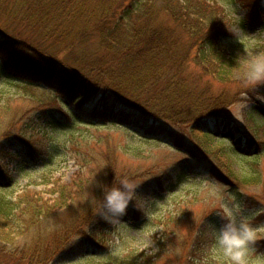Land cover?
I'll return each mask as SVG.
<instances>
[{"label":"trees","instance_id":"obj_1","mask_svg":"<svg viewBox=\"0 0 264 264\" xmlns=\"http://www.w3.org/2000/svg\"><path fill=\"white\" fill-rule=\"evenodd\" d=\"M259 2L264 7V0H245L244 5L251 8ZM5 14L24 22L20 26L27 30L9 21L3 27L6 22L0 19L2 70L12 78L19 73L25 75L28 77L25 83L45 86L54 95L56 104L41 102L36 115L40 131L22 141L14 131L23 129V121L20 126L11 122L1 138L12 137L19 144L15 152H5L4 157L17 175L30 161L41 163V170L45 171L69 156L77 167L70 183L48 181L41 176L40 182H27L14 198L4 193L1 185L3 181L15 179L9 176V171L0 170V225L7 232L13 231L15 224L14 231L24 235L49 217L51 211L68 208L77 209L73 213L77 224L112 223L111 217L106 220L96 214L87 199L89 193L102 199L101 185H110L116 176L134 180L144 176L143 172L121 167V157L128 153L126 146L114 142L103 145L99 138L74 139L70 132L73 126L96 127L97 123L90 121L97 118L114 121L107 124L127 131L135 127L156 136L170 134L176 140L175 147L189 148L194 154L192 144L175 132L170 133V127L190 126V131L200 133L204 139L212 137L204 129L205 120L218 118L236 101L238 94L236 91L235 96L231 94L224 101L221 97L209 100L206 88L201 86L204 77L209 81L206 84H213L215 80L220 87L246 84L237 78V73L245 70L246 61L234 51L225 58L226 53L219 47L223 37H233L234 24L216 0H0V15ZM259 15L255 14L264 24V17ZM31 32L47 42L51 40L50 44L45 48V42L28 38ZM92 37L93 43L89 44ZM226 89L221 90L231 92ZM71 108H76V113ZM61 110L64 112L61 115H67L70 120V130L69 125L62 123L63 118L57 117V111ZM7 111L6 107H0V116ZM59 128L65 136L59 137ZM34 130L33 124L24 127L25 133ZM39 133L41 136L37 138ZM255 140V143L250 140L251 147L253 144L264 147L263 141ZM197 151L203 155L200 148ZM259 152V156H264V149ZM177 177L178 181L182 180L183 172L178 171ZM213 177L231 185L234 173L228 170L223 176L213 170ZM250 182L253 181L244 180L245 184ZM171 188L168 185L164 189ZM167 222L175 226L179 219L169 215ZM121 226L129 227L128 224ZM95 229L104 231L102 226L96 225ZM54 236L55 250H58L64 238L58 232ZM84 239L93 243L86 235ZM83 244L80 245L83 247ZM95 244L108 251L103 244ZM64 248L57 253H43L33 246L24 255L28 261L43 264ZM136 256L132 252L124 256L109 255L100 264H139ZM189 257L191 261L190 252L186 261Z\"/></svg>","mask_w":264,"mask_h":264},{"label":"rangeland","instance_id":"obj_2","mask_svg":"<svg viewBox=\"0 0 264 264\" xmlns=\"http://www.w3.org/2000/svg\"><path fill=\"white\" fill-rule=\"evenodd\" d=\"M216 1L234 24L233 37H223L219 43L221 52L226 53L225 58H229L231 51L245 61L252 54L264 53V24L255 16L260 14V17H264L262 3L252 4L251 8L244 5L243 18L239 19L237 0ZM0 19L6 22L2 24L3 27L9 21L11 25L27 30L20 26L24 22L15 20L8 14L0 15ZM28 38L45 42V48L51 42L32 32L28 34ZM93 40L92 37L89 44ZM213 60L216 61V55H213ZM2 69L0 64V107H6L8 111L0 116V170L2 173L9 171V176L15 179L13 182L8 179L7 182L3 181L1 186L5 189L4 193L14 198L27 182H40L41 176L48 181L70 183L77 167L69 156L45 171L41 170V163L33 161L26 163L19 175L12 171L13 165H10L4 153L15 152L19 142L12 137L5 139L1 136L11 122H17V126H20L21 121L23 129L14 131L21 141L31 134H37L40 129L36 125V115L40 111L38 109L41 102L45 100L54 105L56 100L45 86L36 87L29 82L25 83L28 77L21 73L12 78ZM214 81L213 84H206L209 81L204 77L201 84L206 88L209 100L221 97L224 101L231 94L235 96L236 91L238 94L236 101L228 105L218 118L205 120L204 129L213 137L204 139L200 133L190 131V126L175 128L170 125L169 132H175L180 139L188 140L196 152L194 154L189 148H179L189 155L180 153L175 147L176 140L170 134L171 137L167 134L156 136L135 127L129 128L130 132L107 124L114 121L106 122L97 118L90 121L96 122V127H84L82 124L73 126L70 132L74 139L99 138L103 145L110 146L114 142L119 146H126L129 154L121 157V167L144 173L143 177L135 180L139 184L137 200L129 206L125 216L105 225L95 221L85 225L77 224L73 218L76 208L51 211L49 217L43 218L40 223L23 233L24 235L14 231L15 224L11 228L13 231L8 232L5 231V226L0 225V230H4L0 234V264H39L28 261L24 255L33 246L43 253H57L65 247L60 254L43 264H100L109 255L124 256L129 252L137 255L135 260L139 264H228L222 258L214 257L212 252L215 243L213 226L218 227L224 222L215 212L219 204L218 196L223 195L226 200L235 197L244 206L245 214L251 216L254 225H264V156H259V149L263 150L264 147L259 144L251 147L250 144V140L255 143L256 138L264 142V91L253 92L247 83L220 87ZM243 86L245 87L242 89ZM223 88L231 92L224 93L221 90ZM71 109L76 113V108ZM61 113L64 114L62 110L57 111V117H62V123L69 125L67 115L63 117ZM34 117L35 120L32 121ZM28 121L32 122L27 123ZM30 124L35 125V130L25 133L24 127ZM58 131L59 137L65 136L61 128ZM40 136L41 133L37 138ZM197 148L201 149L203 155L198 153ZM213 170L223 176L231 170L234 173L231 185L213 177ZM178 171L184 174L180 181L177 177ZM244 180L253 182L245 184ZM168 185L173 188L164 189ZM33 188L39 190L37 187ZM169 215L179 219L175 226L167 222ZM210 216L212 217L209 218ZM121 224H128L129 227H122ZM96 225L102 226L104 231H97ZM56 232L61 233L64 238L63 246L58 250H55ZM85 235L92 238L93 243L82 240ZM82 242L83 247L80 245ZM96 242L106 246L108 251L98 248ZM254 247L256 251L249 264H264V236ZM189 252L192 260L189 261V257L186 261Z\"/></svg>","mask_w":264,"mask_h":264},{"label":"clouds","instance_id":"obj_3","mask_svg":"<svg viewBox=\"0 0 264 264\" xmlns=\"http://www.w3.org/2000/svg\"><path fill=\"white\" fill-rule=\"evenodd\" d=\"M245 0L238 3L239 19L243 18ZM237 78L244 80L253 92L264 91V53H255L246 58V68L237 73ZM103 198L97 199L89 193L90 200L97 215L106 220L121 219L130 205L137 200V181L131 177H115L108 185H101ZM218 207L215 212L224 221L221 225L213 226L215 243L212 248L213 256L228 264H249L255 245L264 236V225H254L251 216L245 214L244 206L231 197L226 200L223 195L218 196ZM148 246L147 244L145 245Z\"/></svg>","mask_w":264,"mask_h":264}]
</instances>
